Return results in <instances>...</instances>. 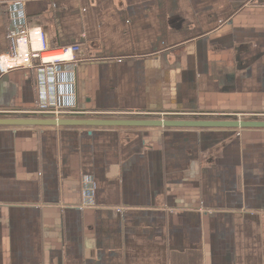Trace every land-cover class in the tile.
Returning <instances> with one entry per match:
<instances>
[{"label":"crops","instance_id":"obj_1","mask_svg":"<svg viewBox=\"0 0 264 264\" xmlns=\"http://www.w3.org/2000/svg\"><path fill=\"white\" fill-rule=\"evenodd\" d=\"M21 26L79 50L0 112L264 117V0H0V55ZM0 264H264V128L0 126Z\"/></svg>","mask_w":264,"mask_h":264},{"label":"water","instance_id":"obj_2","mask_svg":"<svg viewBox=\"0 0 264 264\" xmlns=\"http://www.w3.org/2000/svg\"><path fill=\"white\" fill-rule=\"evenodd\" d=\"M83 118L78 116L36 117L13 116L0 117V126H84V127H199V128H264V119L229 118Z\"/></svg>","mask_w":264,"mask_h":264},{"label":"built area","instance_id":"obj_3","mask_svg":"<svg viewBox=\"0 0 264 264\" xmlns=\"http://www.w3.org/2000/svg\"><path fill=\"white\" fill-rule=\"evenodd\" d=\"M9 51L0 55V72L23 66L38 59V65H55L66 61H74V54L79 45L65 46L53 49L49 46L47 37L40 27H14L7 35ZM23 59L22 62L11 63ZM54 117L59 118L64 113L53 110Z\"/></svg>","mask_w":264,"mask_h":264},{"label":"rangeland","instance_id":"obj_4","mask_svg":"<svg viewBox=\"0 0 264 264\" xmlns=\"http://www.w3.org/2000/svg\"><path fill=\"white\" fill-rule=\"evenodd\" d=\"M69 114H63L61 116H66ZM54 117V116H53ZM81 117L86 118V115H82ZM89 117L92 118H118V119H130V118H135V117H155V118H167V115L165 114H160V115H140V114H94V115H89ZM172 117H177L176 115H172ZM184 117H189L184 115ZM220 118V117H217ZM223 118H227L226 116H223ZM236 118V117H235ZM247 119L250 117H246ZM257 119H264V117H258Z\"/></svg>","mask_w":264,"mask_h":264},{"label":"trees","instance_id":"obj_5","mask_svg":"<svg viewBox=\"0 0 264 264\" xmlns=\"http://www.w3.org/2000/svg\"><path fill=\"white\" fill-rule=\"evenodd\" d=\"M51 111H53V110L50 109V108H39L36 112H34V113H28V114H11V113H3V112H0V117L1 116L2 117H13V116L53 117L54 114H52ZM66 116H78V117H81L82 114H74L73 113V114H69V115H66ZM170 117H172V115H167V118H170ZM212 118H216V117L212 116ZM220 118H223V116H220ZM245 119H247V118H245Z\"/></svg>","mask_w":264,"mask_h":264},{"label":"bare ground","instance_id":"obj_6","mask_svg":"<svg viewBox=\"0 0 264 264\" xmlns=\"http://www.w3.org/2000/svg\"><path fill=\"white\" fill-rule=\"evenodd\" d=\"M22 61H23V59H18V60L11 61V63H17V62H22Z\"/></svg>","mask_w":264,"mask_h":264}]
</instances>
